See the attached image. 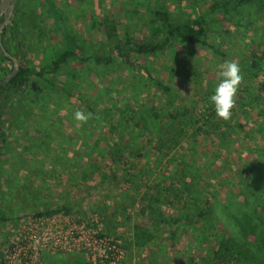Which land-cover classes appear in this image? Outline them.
<instances>
[{"label":"rangeland","instance_id":"374dc122","mask_svg":"<svg viewBox=\"0 0 264 264\" xmlns=\"http://www.w3.org/2000/svg\"><path fill=\"white\" fill-rule=\"evenodd\" d=\"M222 1L22 0V65L48 68L64 49L77 57L43 79L32 77L19 95L7 87L0 93V242L19 218L60 210L53 215L78 222L97 215L128 264H215L218 235L264 257L255 239L264 227V12L248 6L221 17L212 4ZM162 7L174 22L205 17L208 43L218 51L175 43L152 56L131 54L168 92L124 65L101 27L111 19L119 40L141 41ZM93 53L114 62L96 65L88 59ZM226 60L239 64L244 81L231 119L210 130L205 116L215 112L210 96ZM186 69L207 76L191 82L182 76ZM76 110L92 118L79 124ZM173 110L181 120L185 114L186 136L173 149L159 148V138H169ZM233 221L255 228L244 233ZM136 225L154 235L142 248L134 244ZM47 264L83 262L65 256Z\"/></svg>","mask_w":264,"mask_h":264},{"label":"trees","instance_id":"16d2710c","mask_svg":"<svg viewBox=\"0 0 264 264\" xmlns=\"http://www.w3.org/2000/svg\"><path fill=\"white\" fill-rule=\"evenodd\" d=\"M248 6L264 12V0H224L220 3L215 2L212 4V8L217 10L218 13L222 15L221 17H228L230 13L236 12L238 9ZM48 7L52 8L50 1L48 2ZM56 19L57 23H59V25H57L58 27L61 25V21L58 18ZM150 23L152 25L150 36L136 42L128 36L125 37L124 40L118 39L116 21L105 18L101 22V27H103L105 36L109 40H114L116 42L113 50L120 61L126 66L139 68V70H141L156 87L162 89L163 91L168 92L170 89L158 79H155L147 68L136 64L131 54L152 56L158 53L166 52L175 43L199 45L201 47L210 48L213 52L218 53L217 49L208 43V35L210 32L208 28L209 22L203 16L184 23L174 22L169 10H167L166 7H162L154 10L153 18L150 20ZM254 56L257 59H263V57L257 55ZM76 57L77 53L74 50L64 49L56 55L55 59L48 68H20L6 87L10 89L11 93L13 92L16 95H19L29 86L32 77L43 79L46 74L56 73L70 60ZM88 59H91L94 64L99 66H107L114 62L111 55H101L99 53L91 54ZM252 67L258 68V64L253 62ZM182 76L186 80H191V82L201 83L207 74L206 72L199 74L196 70L186 69L182 72ZM193 77L195 78L192 79ZM2 90H4V88H2ZM184 116L185 114L183 113V118L181 120V115L178 111L173 110L169 113V117L171 119L170 126L168 127L169 138H159V148H165L167 143L168 148L173 149L185 138V127L187 123L184 121ZM156 117L157 116L150 111V121L152 123L156 121ZM215 117V112H208L207 116H205V127L208 126L211 130L212 128H216L218 126L220 127L225 124H221V121H223L222 119L216 120ZM163 140L166 141L164 142ZM62 210H64V212H68V209ZM57 211H45L37 213L36 215H51ZM141 211L144 213L145 209H141ZM261 223L264 225V221ZM230 225L234 226L236 230L241 229L244 233H246V231L243 228H247L249 232H252L255 228L254 225H250L248 223H244L242 225V222L236 221H233ZM242 238L243 237L241 236L240 239ZM133 239L135 246L142 248L154 239V235L144 230L141 226L136 225L134 226ZM255 239H257V242H260L261 244L260 252L264 253V227L258 236L255 235ZM212 261L215 264H264V257L253 254L248 248L244 247L241 243L236 242L233 238L218 235L215 241V249L212 253Z\"/></svg>","mask_w":264,"mask_h":264},{"label":"built area","instance_id":"2783aa9c","mask_svg":"<svg viewBox=\"0 0 264 264\" xmlns=\"http://www.w3.org/2000/svg\"><path fill=\"white\" fill-rule=\"evenodd\" d=\"M65 256L83 264H128L126 250L103 234L95 214L79 222L62 213L21 217L0 242V264H47Z\"/></svg>","mask_w":264,"mask_h":264},{"label":"flooded vegetation","instance_id":"af4514ba","mask_svg":"<svg viewBox=\"0 0 264 264\" xmlns=\"http://www.w3.org/2000/svg\"><path fill=\"white\" fill-rule=\"evenodd\" d=\"M22 0H0V56L8 65H4L0 61V76H4L0 80L3 81L7 76H9L13 71V59L17 63V71L20 68L27 67L22 65L20 57H18V48L20 30H21V19H22ZM3 50V51H2ZM7 55H5V53ZM30 68V67H27ZM14 74V76L16 75ZM13 76V77H14ZM10 82V81H9ZM9 82H2L0 86V93L3 91L2 88H6ZM3 115L0 112V144H3L4 135V123Z\"/></svg>","mask_w":264,"mask_h":264},{"label":"clouds","instance_id":"9594fccd","mask_svg":"<svg viewBox=\"0 0 264 264\" xmlns=\"http://www.w3.org/2000/svg\"><path fill=\"white\" fill-rule=\"evenodd\" d=\"M218 68L219 82L215 86L214 94L210 96V102L214 105L216 116L227 121L231 119L232 110L236 107L238 91L244 76L239 64L234 60H226ZM91 118V113L82 110H76L74 113V119L79 124L87 123Z\"/></svg>","mask_w":264,"mask_h":264},{"label":"water","instance_id":"95a60500","mask_svg":"<svg viewBox=\"0 0 264 264\" xmlns=\"http://www.w3.org/2000/svg\"><path fill=\"white\" fill-rule=\"evenodd\" d=\"M3 51V50H2ZM5 53V52H4ZM5 55H7L6 53H5ZM13 61V71H12V73L9 75V76H7L3 81H1L0 82V86H1V83L2 82H9L12 78H13V76H14V74L16 73V71H17V63H16V61L13 59L12 60Z\"/></svg>","mask_w":264,"mask_h":264}]
</instances>
